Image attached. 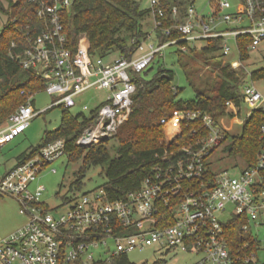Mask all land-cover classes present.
Listing matches in <instances>:
<instances>
[{"label": "built area", "instance_id": "obj_1", "mask_svg": "<svg viewBox=\"0 0 264 264\" xmlns=\"http://www.w3.org/2000/svg\"><path fill=\"white\" fill-rule=\"evenodd\" d=\"M152 31L138 45L148 41L147 49L131 58L119 56L110 61L89 52L87 44L75 49L66 45L60 12L71 0L41 3L38 22L21 30V41H11L9 56L23 69L34 71L44 80L43 91L54 97L49 106L71 109L79 96L89 90H104L95 107L81 104V112L92 122L77 137L82 147L112 137L132 110L136 90L134 75L145 71L162 50L176 46L186 52L196 43L221 38L220 52L231 68L243 70L242 48L251 52L264 40V0H209L206 12L193 0L170 6L173 22L164 27L162 0H148ZM0 37L7 20L0 16ZM13 19L12 21H14ZM176 37L159 43L156 30ZM241 38L247 40H239ZM234 39L235 56L227 41ZM241 41V42H240ZM192 44V46H190ZM26 101L0 127V145L22 134L33 117L35 92L21 90ZM243 101L264 112V97L252 84L243 88ZM227 107L232 106L230 101ZM95 110V113H94ZM196 122L195 137L180 145L177 136L182 125ZM165 129L157 162L141 185L110 200L106 191L93 190L66 201L67 209L52 215L49 204L41 200L43 185L31 184L51 162L65 155L61 138L44 144L28 159L16 163L0 177V193L13 196L26 223L0 240L3 264H104L129 252L155 247L157 251H183L197 254L194 264H258L257 250L248 241L231 249L224 224L239 217L245 220L243 232L251 223L264 219V124L260 127L263 147L252 167L213 171L207 163L223 146L225 133L218 122L199 109L176 108L160 118ZM55 171L54 168L51 169Z\"/></svg>", "mask_w": 264, "mask_h": 264}, {"label": "trees", "instance_id": "obj_2", "mask_svg": "<svg viewBox=\"0 0 264 264\" xmlns=\"http://www.w3.org/2000/svg\"><path fill=\"white\" fill-rule=\"evenodd\" d=\"M189 1L180 0L175 4L183 8ZM51 2L52 0H0V16L7 20L0 37V127L6 123L10 114L26 101V95L21 94V90L37 92L44 87V80L34 71L23 69L9 56V50L12 40L20 43L21 30L26 25L32 27L38 22L37 10L40 4ZM171 5L169 0H162L165 11L164 27L173 22L170 16ZM149 15V8L142 9L137 0H73L68 8L60 12L67 47L75 49L79 45V38L82 37L90 53L104 59L109 58V61L116 56L131 58L137 52L138 45L148 35V31L143 28V21ZM13 19L15 20L12 21ZM156 37L159 43H163L175 38L176 34H163L157 29ZM242 39L247 40H239ZM203 42L202 47L189 48L186 52L178 51V61L195 91L193 100H176L180 90L171 85L173 73L159 65L157 73L149 80L143 79L141 74L133 76L136 90L132 96V110L128 119L112 136L116 139V144L108 146L112 138L110 137L87 147L77 145L75 140L91 124L92 113L72 114L62 108L59 127L46 132L41 145L18 155L17 162L28 159L47 142L61 138L65 141V156L68 161L80 162L70 188H80L85 171L92 165L102 167L101 173L106 177L103 189L110 200L138 188L142 180L151 174L152 167L157 162L155 154L162 149L165 129L160 123V118L169 115L176 108L199 109L210 114L218 122V118L227 112V101H230L237 115L240 112L243 95L239 92V87L245 72L231 68L228 61L223 59L220 52L221 38ZM249 53L242 48L241 58L244 60ZM160 57L157 56L151 65ZM200 60L203 65L208 66L207 69L203 70L198 63ZM251 76L254 79L264 78V68L251 72ZM231 117L235 118V113H231ZM263 124L264 112L261 109H253L245 119L240 135H224L223 150L228 156H239L245 167L254 166L257 152L263 147V141L260 139V127ZM197 126L196 122L183 124L181 133L177 136L178 143L183 145L192 140L195 137L192 129ZM207 166L213 176L215 173L210 168L211 161ZM244 223L243 218L236 217L224 224L230 248L234 249L240 242L248 241L253 248L258 249L260 242L251 229L245 232L241 230ZM104 264L132 263L128 256L124 255Z\"/></svg>", "mask_w": 264, "mask_h": 264}, {"label": "rangeland", "instance_id": "obj_3", "mask_svg": "<svg viewBox=\"0 0 264 264\" xmlns=\"http://www.w3.org/2000/svg\"><path fill=\"white\" fill-rule=\"evenodd\" d=\"M137 1L142 9L149 8L148 0ZM176 1L180 0H169L172 4H175ZM228 1L233 2L234 0ZM208 3L209 0H193L194 6L205 12L209 10ZM150 26L153 27L151 15L146 16L143 21L144 30L151 31ZM78 41L79 44H85L82 37H80ZM148 41L149 40H146L142 43L141 50H138L136 54H140L147 49ZM227 43L230 46L231 52V55L228 56V58L236 57V45L234 39H229ZM190 46H192V44H190ZM196 46L202 47L204 46V42L199 41L196 43ZM178 51L179 50L176 46L164 48L159 60L153 65H150L149 69L143 71L141 77L145 80L153 78L157 73L159 65H162L172 71L173 79L171 80V85L180 90L176 95V100H193L195 91L186 79L183 69L178 61ZM105 61H109V58L105 59ZM202 62V60L198 61L203 67V70L207 69L208 66L203 65ZM243 65L245 68L244 80L239 87V92L243 94L244 86L253 84L264 97V78L254 79L251 76V72L264 68V40L256 50H253L248 54V57L243 60ZM213 73L215 74V71H213ZM105 93L104 90L86 91L77 98V105L68 111L72 114L81 112L82 103H86L89 108H93L97 103L103 100ZM33 98L34 108L41 112L31 119L29 126L22 134L17 136L11 142L0 145V177L4 175L9 168L16 164L18 155L41 145L45 139L46 132L58 128L61 123V106L49 108L54 100L52 95L48 94L46 91L40 90L35 92ZM231 113H235V118L231 117ZM250 113L251 109L244 101H242L238 115L232 106H228L226 114L218 118V125L228 137L238 136L241 134L245 119ZM111 144H116V139L114 137L109 140L108 146H111ZM223 148L224 147L221 146V148L216 150L210 157V168L212 171L245 167L243 160L239 156H228V153L224 151ZM79 165L80 162H70L64 155L48 164L44 170L41 171L37 180L31 184V190L37 185H43L45 187L41 200L47 202L50 207L55 208L50 211L52 215H57L67 209L69 203L63 198H74L75 195L103 188V185L106 182V177L102 175V167L99 165H92L85 171L79 189L70 188L71 182L75 179L74 172ZM103 167H105V164ZM52 168L55 169L54 172L51 171ZM26 221L27 215L20 212L18 201L10 194L0 193V240ZM256 223L257 224L251 223V231L260 242L257 250L258 264H264V219L259 220ZM127 256L132 264H194L199 259L197 254L176 250L157 251L155 247H146L142 250H135L129 252Z\"/></svg>", "mask_w": 264, "mask_h": 264}, {"label": "crops", "instance_id": "obj_4", "mask_svg": "<svg viewBox=\"0 0 264 264\" xmlns=\"http://www.w3.org/2000/svg\"><path fill=\"white\" fill-rule=\"evenodd\" d=\"M150 28H151V31H152V28H153V27L150 26ZM151 31L148 30V33L151 32ZM16 163H18V162H16ZM13 166H14V165H13ZM13 166H12V167H13ZM9 169H10V168H9ZM25 223H26V222H25ZM25 223H23L22 225H20L18 228L22 227ZM18 228H16L15 230H17ZM15 230H14V231H15ZM14 231H13V232H14ZM11 233H12V232H11ZM0 264H3V263L0 261Z\"/></svg>", "mask_w": 264, "mask_h": 264}]
</instances>
